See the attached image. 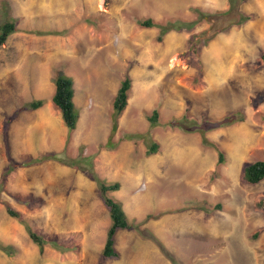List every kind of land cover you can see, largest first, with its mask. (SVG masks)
Wrapping results in <instances>:
<instances>
[{"label":"rangeland","instance_id":"obj_1","mask_svg":"<svg viewBox=\"0 0 264 264\" xmlns=\"http://www.w3.org/2000/svg\"><path fill=\"white\" fill-rule=\"evenodd\" d=\"M7 20L19 31L0 47V242L18 252L0 251V264H264V180L242 181L247 164L264 161V0H0ZM58 73L73 82L72 134L50 102ZM125 77L129 99L108 149ZM38 99L41 108L24 107ZM235 111L242 121L217 125ZM51 152L120 184L112 196L132 228L115 235L117 259L101 257L110 219L88 171L21 165ZM5 203L72 250L40 253ZM159 217L166 233L148 225Z\"/></svg>","mask_w":264,"mask_h":264},{"label":"trees","instance_id":"obj_2","mask_svg":"<svg viewBox=\"0 0 264 264\" xmlns=\"http://www.w3.org/2000/svg\"><path fill=\"white\" fill-rule=\"evenodd\" d=\"M180 25L183 24L180 23ZM140 26L149 29L157 27V25L153 23L151 20L142 21L140 23ZM160 28L163 34L166 30H169L168 28H162V27ZM18 31L19 30L16 29L15 20H7L3 24H1L0 47L5 44L7 39L12 34ZM261 59L264 62V55L261 57ZM53 83H54L53 94L50 99L51 105L56 111L59 112L61 120L66 128L67 133L72 134L76 130L79 120V113L74 104L73 82L70 77L62 73H58L54 78ZM130 90H131V80L129 79V77H125L124 80L120 83L116 91V94L112 100V104H111L112 113H111V121H110L111 128H110L109 136L104 144L105 148L109 149L111 147L110 145L112 142V137L118 128V119L126 109ZM44 104L45 101L43 99H38L27 103L24 107L28 110L34 111L41 108ZM157 114H158L157 111H153L152 115L148 118V121L154 124L157 118ZM242 120H243L242 112L235 111L227 115L225 119L217 123V125L219 124V126L225 127L235 122H240ZM9 122L10 119L6 118L4 137H6V129L7 126L9 125ZM202 124L203 125L200 126L197 129V131L200 132L202 135L203 144L210 145V143L204 137L205 126H207L209 123L203 121ZM158 147L159 146L157 143L155 142L152 143L145 152V154L147 156L156 154ZM215 150L217 152V157H218L217 163L222 164L223 154L217 148ZM47 161L58 162L68 167H77L82 171H88L90 173L91 179L92 181L95 182L97 186L99 197L101 198L103 205L107 209L110 219V224L106 231L105 242L101 250V257L103 259H111V260L117 259L119 257V253L114 248L115 235L120 230H130L132 228L128 220V217L123 210L122 204L112 196L113 193L118 192L120 190V184L118 182L106 183L105 181L101 180L94 172L93 165L91 166L90 163L83 164V163H79L78 161H71L68 157L65 156L64 153L51 152V153L39 154L34 158L27 159L26 161L21 163V165L23 167H28L32 165H38ZM15 166L16 163H14L11 159H9L8 166L6 170H4L3 172V177L5 178L7 175H9L15 169ZM263 180H264V161H255L250 164H247L243 168L242 181L244 183L254 185V184H258ZM263 203L264 201L261 202V204ZM5 204H6L5 206L6 214L23 226L29 239L37 247L40 253H42L46 247L53 249L59 253H66L72 250L71 247L64 244H60L56 240L44 237L43 235L33 230L29 221L26 220L21 215L20 212L16 211L7 203ZM258 205H260V203ZM150 236L151 239L154 241L155 240L154 236L153 235ZM257 236L258 233H255L254 237ZM0 251L9 257L14 256L18 252L14 246L6 245L1 242H0Z\"/></svg>","mask_w":264,"mask_h":264},{"label":"crops","instance_id":"obj_3","mask_svg":"<svg viewBox=\"0 0 264 264\" xmlns=\"http://www.w3.org/2000/svg\"><path fill=\"white\" fill-rule=\"evenodd\" d=\"M75 97V96H74ZM74 104H75V101H74ZM120 192H121V188H120V190L118 191V193L120 194ZM121 203V202H120ZM124 212H125V210H124ZM126 213V212H125ZM126 215H127V217H128V214L126 213ZM170 218V217H169ZM164 219L163 218H161V217H159L158 219H154V220H151L150 222H149V226L151 227V228H153V230L152 231H155V233H159V232H162L163 233V231H164V233H166V229L164 228V226H163V224H162V221H163ZM126 231V230H125ZM125 231L123 232V233H125ZM127 232V231H126ZM114 246H115V244H114ZM116 249V248H115ZM157 254H158V256H160L161 257V255H160V253L158 252V250H157ZM159 257V258H160Z\"/></svg>","mask_w":264,"mask_h":264}]
</instances>
